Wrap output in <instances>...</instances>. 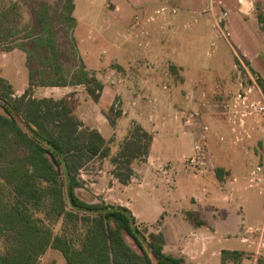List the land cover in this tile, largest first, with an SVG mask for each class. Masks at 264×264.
<instances>
[{
	"label": "rangeland",
	"instance_id": "rangeland-1",
	"mask_svg": "<svg viewBox=\"0 0 264 264\" xmlns=\"http://www.w3.org/2000/svg\"><path fill=\"white\" fill-rule=\"evenodd\" d=\"M75 9L73 16L75 18V27L66 31V26L57 23V16L52 21L53 27L56 30L61 46V58L59 60L62 66V75L71 76L72 71H76L80 63H83V58L87 63L92 61V56L100 63H103L101 71L106 81L111 84L108 85L106 92L102 94V101L99 104V108L102 111L105 110L106 114L110 118L115 117L116 111H121V116L116 117L117 127H112L110 123L104 122L100 127L103 137L108 141L109 152L107 157L100 158L95 157L89 163H87L80 170V178L83 181V187L76 189V194L82 200L92 203H99L104 201L107 204H113L119 206L120 202H130L132 207L139 214L140 222L137 220V225L141 230H147L154 232V227L158 225L159 220H155V207L162 204L167 205V200H176L178 205L184 207H190L191 196L201 194L200 187L207 184L206 175L199 174L196 168L192 167L188 162V156L191 150L186 148L185 140L188 139L190 149L192 144L196 141L203 132L207 134L210 123L206 122L205 117L210 119L211 114H217L218 112L228 114L224 120L227 121L230 127L227 130L236 132L240 130V136L243 135L249 139L247 148L251 153V160L249 162V174L252 172L257 175V167L262 166L264 163V133L259 130L258 124L264 118L263 114L253 112L252 114L243 115L247 113L248 109L244 105L248 102L257 106V102L263 101V97L260 94L258 88L254 87L250 80V74L252 78L261 80L262 78L258 73L253 71L250 66H246V70L235 61L233 51L236 47L233 45L232 40L230 44L226 43L221 37H227V31H219L216 33L218 37L214 39H208L203 45H199L196 50H192L190 45H186L183 38L179 42L184 43H171L167 54L170 56V60L176 65L184 63L183 58L195 57L200 61V64L210 65L214 58H225V62H222V69L225 71L232 70V64L236 63L235 76L233 77L235 86L233 90L228 91H212L205 90L204 92H196L194 89L184 90L180 87V76L176 71V67L172 66L169 69L172 72V80L168 86V91L172 92L173 109L163 112L166 116L164 124L158 127L157 141L155 148L152 152L151 160L148 162L147 158H139L133 160L131 163L132 174L128 183L130 187L128 189L122 187V183L116 178L115 171L118 170V163L113 162L114 158L119 156L123 144L130 134L132 128L138 127L132 124L134 117L132 116L130 109L128 108L132 100L141 96L137 89L131 86V90L128 94L119 93V48L123 47L125 35L127 32L119 25V3L117 0H73ZM46 3L50 5L54 10H59L60 0H0V19L3 22V27L14 31L13 42L3 43L0 47V77L6 80L14 91L24 92L29 86L28 68L26 66V53L19 49V45L26 49L32 47V40L40 34V28L35 27L33 24V17L35 15L39 4ZM255 15L257 13L264 14V7L256 6ZM223 12V11H222ZM222 13H220L221 15ZM219 15V16H220ZM135 23L138 22V18L134 19ZM141 25V23H139ZM137 24V26H140ZM5 29V30H6ZM150 28H145L144 34ZM5 32V31H4ZM139 42L144 46L145 41L139 39ZM129 45H132L129 44ZM127 46V45H125ZM133 46V45H132ZM131 47V46H129ZM137 47V46H135ZM157 45L154 46L152 53L157 55ZM9 48H11L9 50ZM233 48V49H231ZM121 49V48H120ZM157 51V52H156ZM135 52V51H134ZM89 54V55H87ZM93 54V55H92ZM41 64L35 71L34 84L38 83L40 78L39 72H53L52 67L44 59H50L49 52H41ZM37 63V62H36ZM150 63V62H149ZM187 63V62H186ZM85 66V64H84ZM179 68V67H178ZM89 74L91 72L88 71ZM185 74V73H183ZM68 76V77H69ZM213 79L214 77L211 76ZM130 79V78H129ZM128 80V78H127ZM116 83L118 87L115 88ZM130 84V82H129ZM132 84V83H131ZM38 86H35V88ZM253 87L251 92H248V88ZM40 88V87H39ZM42 88V87H41ZM78 92H72L68 103L72 108H77L74 115L83 117L86 120L95 119L93 111L90 108L92 106V100L85 99L87 93L85 86L78 87ZM115 88V89H113ZM133 89V90H132ZM0 89V93H1ZM102 93V92H101ZM22 93H16L15 96H19ZM146 95V94H145ZM131 96V97H130ZM36 97H41L40 91L36 93ZM130 97V99H129ZM246 97V99H244ZM88 100V101H87ZM245 100V101H244ZM1 101V100H0ZM87 101V102H86ZM84 107L86 109H84ZM113 108V111L110 109ZM176 108V110H175ZM82 109V111H79ZM177 111V112H174ZM95 112V111H94ZM160 112V111H159ZM176 113V114H175ZM243 113V114H242ZM124 116L123 125L119 127V118ZM241 119H244L245 125H240ZM82 120V119H81ZM148 116L143 118V121H147ZM212 120V119H211ZM163 121V120H162ZM209 121V120H208ZM237 122L233 125L232 122ZM83 122V126L90 128ZM236 127V131H235ZM187 132V136L182 137V132ZM172 135H171V134ZM242 133V134H241ZM205 134V135H206ZM226 136L231 138L229 133ZM237 138V137H236ZM230 140V139H229ZM241 143L242 138H237L236 141ZM205 147L209 152L210 158L217 165H225L229 159L234 161L232 157L234 154L233 148L220 149L217 144V138L211 134H208L204 138ZM231 143V142H230ZM187 150V151H186ZM228 154V155H227ZM254 154V155H253ZM231 155V157L229 156ZM216 170V168L214 169ZM123 174L127 173L125 167L121 168ZM119 173V170H118ZM160 179L161 184L173 188L175 190L170 196L171 198H164V195L151 196V183ZM3 180L0 178V182ZM209 182V181H208ZM213 182H209L207 185L213 187ZM258 187L249 189L246 194L253 197V201L247 207L243 216L242 227L247 229L262 228L263 223V200L264 196L258 194ZM174 195V196H173ZM180 200V201H179ZM158 217V216H157ZM142 222V223H141ZM232 223H236L235 219H232ZM52 235L61 234L64 229V222L62 218H59L53 224H51ZM249 238H252L254 245L252 248H246L243 243L240 242V235H231L226 240L223 236L216 235L213 243L211 244V238L209 239H182V244H173L176 246L174 250L188 249L191 251H197L203 244L210 245L205 254V258H209L211 250L231 249L243 252V256L240 259V263L228 262L227 264H256V260L260 257L264 258V232L256 231L251 233ZM13 238L10 233L0 234V256L4 255L9 244V240ZM127 241L135 249L133 241L130 238H126ZM179 240V239H178ZM181 246V248H179ZM263 250V253H255L257 249ZM220 255L214 257L213 260H207L199 264H220ZM219 258V259H218ZM192 262V263H191ZM37 264H68L64 256L58 250L47 248L45 253L38 259ZM187 264H197L195 260L190 261Z\"/></svg>",
	"mask_w": 264,
	"mask_h": 264
},
{
	"label": "trees",
	"instance_id": "trees-1",
	"mask_svg": "<svg viewBox=\"0 0 264 264\" xmlns=\"http://www.w3.org/2000/svg\"><path fill=\"white\" fill-rule=\"evenodd\" d=\"M60 1L59 10L39 4L33 24L40 34L30 49L18 46L26 53L27 89L15 96L11 85L0 77V234L13 235L0 264H37L47 248L61 252L68 264H184V258L164 252L161 233L141 230L128 208L87 202L76 194L83 187L80 170L95 157H107L109 140L84 127L65 98L33 97L35 86L83 85L98 103L103 90L83 63L71 76L62 75L60 39L52 21L57 16V23L65 25L66 31H72L76 21L74 1ZM256 18L264 31V14L257 13ZM5 29L0 19V47L14 40V31ZM41 52L50 53L51 58L43 62L53 72L40 71L34 84ZM258 86L264 97V79L258 80ZM102 112L112 127L121 116V111L114 118ZM150 142L151 136L142 128L131 130L113 160L118 163L115 175L122 184L129 181L132 161L148 155ZM122 167L127 173L120 172ZM215 171L222 179L220 170ZM59 218L64 222L63 232L52 235L51 224ZM242 256L241 251L223 250L220 264L240 263ZM256 264H264V258H258Z\"/></svg>",
	"mask_w": 264,
	"mask_h": 264
},
{
	"label": "crops",
	"instance_id": "crops-1",
	"mask_svg": "<svg viewBox=\"0 0 264 264\" xmlns=\"http://www.w3.org/2000/svg\"><path fill=\"white\" fill-rule=\"evenodd\" d=\"M117 2L119 3V20L117 22H119L122 29L128 31L125 35L126 39L123 47L119 48L121 53L119 55V93L128 94L132 86L141 94V96L130 102L134 103L129 104L128 108L134 117L132 124L136 123L135 125L151 136L148 155L145 157L148 162L151 160L155 148L159 132L158 127L166 121L163 112L173 109L172 92L168 91V86L172 80V72L169 69L171 65L177 68L176 71L181 78L179 85L184 90L194 89L199 93L212 89V91L224 92L232 91L235 84H237L234 83L233 79L235 76V62L232 64V70L225 71L221 68V60L226 61L224 57L214 58L212 64L208 66L200 64L198 58L187 56L183 58L184 63H180L178 66L170 60V56L167 54L171 43L182 44L184 42L179 41L183 38L186 45H190L192 50H196L206 40L218 37L215 22L222 11L227 12L228 18L224 25L227 37H221L229 44L232 40L237 49L236 51L231 48L235 52V61H242L264 79V31L261 29L255 15L256 6L264 7V0H117ZM135 18H138L136 23ZM137 24L140 26H137ZM145 28H150L146 34L143 31ZM140 38L145 41L144 46L139 42ZM131 43L133 46L129 45ZM156 45L158 46L157 55L152 53ZM83 62L85 69L91 72L90 75H93L102 84L103 90L98 103H95L88 94L84 97V100L93 101L92 106L89 108L93 111L95 117L93 123H91L92 120L85 121L81 116H78V118L89 125L90 129H95L102 135L100 126L107 122V119L101 113L99 104L102 101V94L106 92L108 85L111 87V84L104 79L106 77H103L102 72H100L103 64L101 61L99 63L92 56L90 63L86 62L85 57ZM211 76L214 78L212 79ZM80 86L36 87L33 89V97L37 98L36 93L40 91L41 97L39 98H65L69 101L72 99V92L79 91L78 94L81 93L78 90ZM117 87L118 84L116 83L115 88ZM16 93L23 92L14 91V94ZM260 102L262 103V101ZM84 109L86 108L84 107ZM76 110L77 108L74 107L73 113H76ZM79 111H82V109H79ZM227 115L218 112L217 114H211L210 119L205 117L206 122L210 123V128L207 130V134L205 133L206 136L213 132L220 149L232 148L234 145L236 147V149L233 148L234 154H232L234 161L229 159L226 166L224 164H216L215 166L216 170H220L222 179L217 177L215 170L199 173L203 176L206 175V179L213 182V187H209L207 181L206 185L200 187L201 194L191 196L190 207L184 208L171 198L175 185L173 188H168V186L161 184L160 179H157L158 181H153L149 187L151 196L160 194L164 195V198L167 196V198L172 199L167 200V205L158 206L157 204L155 207V220H159L160 223L153 229L155 233H161L164 237V252L175 257L184 258V264L193 260L197 264L213 260L223 250L231 249H220L219 251L212 249L210 257L205 258V254L211 247L210 245L203 244L197 251L174 250L176 246H173V244H182V239L189 237L190 239L197 238V240L211 238L212 244L216 235L223 236L226 240L229 236L235 234L240 235V242L246 248H252L254 241L248 235L250 236L251 233L256 231L264 232V226L260 229L252 227L244 229L242 227L246 209L251 202H254L253 197L246 194V192L251 188L258 187V194L264 196V190L261 184L257 185L250 182L251 179L260 177L261 173L256 175L253 174V171L251 176H247L251 160V153L246 147L249 139L244 135L241 137L240 130L236 131V127V132L232 133L227 130V127H230L227 121L224 120ZM146 116H148V120L143 121ZM124 120V116L119 118V127L123 125L124 122L122 123V121ZM240 121V125L244 126V119ZM232 123L233 125L237 124L236 121ZM117 124L115 127H117ZM258 128L264 133V118L258 124ZM228 133L231 137L230 140L226 137ZM183 136L188 137L187 132L183 131ZM236 137L242 138L241 143L239 140L236 141ZM183 140L186 143V148L188 147V150L192 151L190 149L192 142L189 143L188 139L185 140L184 138ZM229 156L231 157V155ZM122 187L128 189L130 183L122 184ZM119 205L128 208L136 220L140 222L139 214L133 209L132 203L120 202ZM232 219H235L236 223L231 224ZM255 253H263V250L260 251L259 248Z\"/></svg>",
	"mask_w": 264,
	"mask_h": 264
},
{
	"label": "built area",
	"instance_id": "built-area-1",
	"mask_svg": "<svg viewBox=\"0 0 264 264\" xmlns=\"http://www.w3.org/2000/svg\"><path fill=\"white\" fill-rule=\"evenodd\" d=\"M227 18H228L227 12H222V14L220 16H218V18L215 22V26H216L217 30L223 31ZM239 64L246 70V65L242 61L238 62L237 65H239ZM249 76H250V80H251L252 84L254 85L255 88L256 87L258 88L260 94L263 97V94H262V92L258 86L259 77L254 79L251 77V74ZM252 89H253V87L248 88V92H251ZM244 99H246V97ZM249 103L250 102H248L247 105L246 104L244 105V107L246 109H248V111H247V113H244L243 115H247V114L250 115L253 112H257L259 114L264 115V97H263L262 103L260 101L256 103L257 106L254 105L255 103L254 104L253 103L249 104ZM205 131H207V129ZM204 138H206L205 132H203L202 135L196 141H194V143L192 144V151H191L190 155L188 156L189 164L192 167L196 168V170L199 173H204V172L215 169V164H214L213 160L210 158L209 152L205 147ZM257 171H259L258 173H261V176L255 178L253 180L251 179L250 182L252 184L256 183L257 185L261 184L263 187V190H264V163L262 166L257 167ZM253 174H254V172H253ZM233 181H235V180H233Z\"/></svg>",
	"mask_w": 264,
	"mask_h": 264
}]
</instances>
